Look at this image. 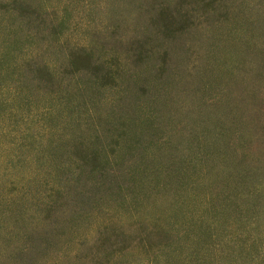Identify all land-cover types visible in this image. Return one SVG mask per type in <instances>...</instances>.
Listing matches in <instances>:
<instances>
[{"label":"rangeland","instance_id":"obj_1","mask_svg":"<svg viewBox=\"0 0 264 264\" xmlns=\"http://www.w3.org/2000/svg\"><path fill=\"white\" fill-rule=\"evenodd\" d=\"M0 264H264V0H0Z\"/></svg>","mask_w":264,"mask_h":264}]
</instances>
